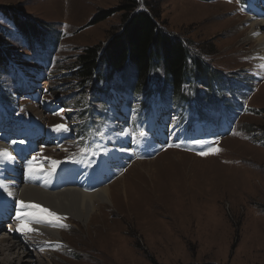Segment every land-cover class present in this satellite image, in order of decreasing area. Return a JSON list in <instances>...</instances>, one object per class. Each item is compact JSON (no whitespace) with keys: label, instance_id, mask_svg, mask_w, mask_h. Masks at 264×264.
<instances>
[{"label":"rangeland","instance_id":"rangeland-1","mask_svg":"<svg viewBox=\"0 0 264 264\" xmlns=\"http://www.w3.org/2000/svg\"><path fill=\"white\" fill-rule=\"evenodd\" d=\"M138 1L142 5L146 0ZM154 2L159 7L158 22L162 28L189 41L191 47L203 52L213 68L231 74L236 81V96L242 108L233 105L230 113L237 120L233 123L225 111L232 131L221 135L212 129L210 133L194 131L195 139L204 137L197 140L199 143L187 139L154 157L134 160L117 178L120 180L111 185V202L94 195L60 198L54 205L63 213L47 208L66 217L62 223L67 227L56 226L60 232L56 242L38 246L32 244L38 239L24 237L34 231L19 235L23 245L26 242L28 250L33 251L35 261L264 264V64L255 56H264V48L257 38L250 40L252 26L246 22L251 12H264V0H252L244 11L239 0ZM120 8V0H0V36L20 71L7 75L0 69V94L17 113L11 114L9 120L23 117L28 125H38L42 120L48 126L75 122L68 120L77 110H66L71 112L67 117L62 110L50 115L43 107L47 101L35 105L21 100L16 92L21 85L20 75L30 74L24 78L31 82L37 74L40 86L51 89L55 82L60 87L57 92L68 95L65 84H70L72 78L62 82V76L71 77L70 57L86 46L104 45L118 32L123 22ZM7 14L17 19L21 29L32 25L47 39L39 46L38 40L23 37ZM99 15L105 18L98 20ZM39 49L48 52L45 55ZM46 98L50 99L48 93ZM137 103L133 105L136 110ZM165 113L156 119L177 120L170 110ZM220 115L216 114L215 121ZM171 127L173 130L175 125ZM190 134L178 126L170 136L182 138ZM214 148L220 151L211 152ZM79 149L78 144L67 143L63 149L51 147L40 154L45 161H53ZM205 152L208 154L201 155ZM47 178V174L43 175L39 185L47 188L42 183ZM75 206L87 208L90 215L80 219L64 210ZM0 234L9 236L4 229H0ZM4 256L0 255V264H15Z\"/></svg>","mask_w":264,"mask_h":264},{"label":"trees","instance_id":"trees-1","mask_svg":"<svg viewBox=\"0 0 264 264\" xmlns=\"http://www.w3.org/2000/svg\"><path fill=\"white\" fill-rule=\"evenodd\" d=\"M120 7L123 22L118 32L104 45L86 46L70 57L71 77L62 76V82L72 78L70 84H65L70 93L59 94L60 87L53 82V88H49L53 97L64 107L77 109L83 119L91 98L102 101V95L114 87L128 96V104L138 101L140 116H147L165 103L180 107L183 118H204L193 102L203 99L204 90L215 93L222 83H230L231 74L219 72L202 51L162 28L154 0L142 5L138 0H120ZM7 18L23 37L38 40V45L47 39L36 27L27 25L26 31L14 16L7 14ZM104 18L98 16V20ZM2 39L0 36V69L6 72L13 60Z\"/></svg>","mask_w":264,"mask_h":264},{"label":"bare ground","instance_id":"bare-ground-1","mask_svg":"<svg viewBox=\"0 0 264 264\" xmlns=\"http://www.w3.org/2000/svg\"><path fill=\"white\" fill-rule=\"evenodd\" d=\"M262 14H263L262 16L260 14H258L260 16H256V17H261V20H254L251 17L253 20L251 18H248L246 22L252 26V28H249L250 32L252 33V35L251 34L249 35L250 40L257 38L259 45L264 48V30H261V29H264V12H262ZM255 56L260 63L264 64V56H257V55ZM58 148L63 149L65 148V145H62ZM0 153H7L6 156H0L1 163L9 164L12 162V158L8 154L7 150L5 149V145L2 142H0ZM53 161H56V160L53 159ZM79 180H81L80 177H79ZM118 180L120 179H116L112 184L103 186L92 192H84L83 190H80L79 188H76V187L65 188V189L58 190V191H48V189L44 188L42 185H37V186L21 185L19 187H14L12 189L9 187H5L4 190H5L7 197L14 199L12 200L13 203L14 201L31 202V203L39 204L44 208L50 207L54 211H56L58 214H60V213H63V211L58 206L54 205V202L58 203V200L60 198H63L66 196L74 195L77 197H86L89 195H94V196H99L101 200L108 198V201L111 202L112 196H111L110 187L111 185L113 186V184L117 183ZM42 183L46 184V181H43ZM64 210L71 212V214H73L74 216L80 219H83V218L86 219L90 215V213H88L87 211V208L85 210H82L81 208L78 209L77 206L73 208H65ZM28 211H32V210L29 208H26V209H19L18 212H28ZM20 223L21 221L19 220L17 221V223H15L14 227L10 228V231L12 232L9 233V236H0V255L2 254L5 255L3 258L6 257L7 261L11 263H15V264H37V262L39 264H43L40 260L38 261L34 260L37 258H34L33 251L31 249L28 250L29 247L27 246L26 242H24V245H23L22 243L23 239L20 238L19 235H22V234L24 235V233L27 231L21 232L17 230L20 226ZM26 223L29 224V227H31L32 229H35V231L31 233V235L30 234L28 236L24 235V237H27V238L30 237L28 240H31V241L38 239V241L32 242L33 245L39 246L41 244H47L52 241L56 242V240L59 239L60 232L57 229V227L44 226L42 224H37L34 221H31V222L26 221ZM41 232H43L44 235ZM13 233H18V236L16 235L14 236ZM45 235H47V238H44ZM14 249H17V250L13 251ZM1 260L3 259H0V261Z\"/></svg>","mask_w":264,"mask_h":264},{"label":"snow or ice","instance_id":"snow-or-ice-1","mask_svg":"<svg viewBox=\"0 0 264 264\" xmlns=\"http://www.w3.org/2000/svg\"><path fill=\"white\" fill-rule=\"evenodd\" d=\"M53 130L54 131H67L68 128L65 125H55L53 126ZM140 136L145 135V133L143 131H141L139 133ZM197 143H199L200 141H196ZM179 145H177L178 147ZM211 152H218L220 151L219 148H214V149H210ZM208 153H201V155H207ZM7 153H0V156H6ZM10 158V157H9ZM56 164V161H53V165ZM54 170V167H53ZM37 169H35L34 167H32V165L30 164L28 167V172L29 174H33L34 172H36ZM20 206L21 209H26V208H30L32 209V211H28V212H18L17 213V219L21 221L20 226L17 230L24 232V231H35V229H32L31 227H29V224L26 223V221L31 222V221H35L37 224L40 223H47L50 224L53 227L59 226V227H67L66 224L62 223V221L64 219H66V217H61L60 215H58L55 212L50 211L47 208L42 207L39 204H35V203H26L24 201H20Z\"/></svg>","mask_w":264,"mask_h":264}]
</instances>
